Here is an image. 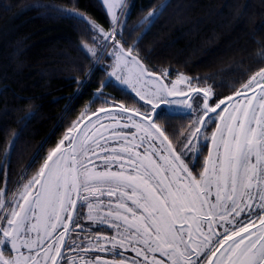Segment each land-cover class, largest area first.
<instances>
[{"label":"snow or ice","instance_id":"obj_1","mask_svg":"<svg viewBox=\"0 0 264 264\" xmlns=\"http://www.w3.org/2000/svg\"><path fill=\"white\" fill-rule=\"evenodd\" d=\"M104 5L108 31L79 12L57 11L84 23L93 43L98 36L105 47L114 41L111 75L150 108H99L95 122L68 129L10 199L0 190V264H264V66L226 98L211 87H193L183 74L164 83L167 71L158 76L124 45L126 19L118 15L124 0ZM166 7L149 11L145 21L154 22ZM81 50L96 55L93 47ZM255 62L264 64V52ZM169 97L180 98L192 121L171 136L156 122L174 118L162 107L176 102ZM194 111L200 114L192 119ZM209 121L215 125L204 137L210 148L200 143ZM16 139L13 134L10 147ZM81 217L97 225L94 240L85 237L87 246L68 239L83 227ZM105 225L115 235H104ZM91 251L113 258L89 257ZM125 251L135 256L124 257Z\"/></svg>","mask_w":264,"mask_h":264},{"label":"trees","instance_id":"obj_2","mask_svg":"<svg viewBox=\"0 0 264 264\" xmlns=\"http://www.w3.org/2000/svg\"><path fill=\"white\" fill-rule=\"evenodd\" d=\"M165 3L154 22L145 21ZM58 8L109 30L101 0H0V188L7 191L42 166L74 123L82 126L101 107L141 106L107 79L106 53L95 64L103 38L93 43L88 27L63 18ZM120 17L126 19L125 47L151 71H167V79L183 74L219 98L264 66L255 62L264 52V0H127ZM81 45L96 55H86ZM173 117L156 121L170 136L192 122L185 113Z\"/></svg>","mask_w":264,"mask_h":264},{"label":"rangeland","instance_id":"obj_3","mask_svg":"<svg viewBox=\"0 0 264 264\" xmlns=\"http://www.w3.org/2000/svg\"><path fill=\"white\" fill-rule=\"evenodd\" d=\"M102 1V0H101ZM124 2H125V0H124ZM126 4V3H125ZM125 4H124V7H125ZM124 7L122 8V11H123V9H124ZM104 8L106 9V5H104ZM120 11H121V9L118 11V15H120L121 16V14H122V12L120 13ZM109 17V16H108ZM109 19H110V17H109ZM114 43V42H113ZM113 43H111V41H109V42H107V47H105V50H104V52H103V54L99 57V55H100V53H99V55L97 56V58H96V61H97V59H101V57L105 54V56H108L109 57V60L107 61V64H108V66H107V79H111L114 83H116V84H118V85H120V86H122L123 88H125V89H127V90H129L130 92H132L134 95H135V93L130 89V88H128V87H126L125 85H123V84H121L120 83V81H118L117 79H116V77L115 76H112L111 75V73L113 72V67H114V64H115V56L113 55V47H112V44ZM104 48V45H103V47H102V49ZM134 54V53H133ZM135 55V54H134ZM99 57V58H98ZM99 60L97 61V62H99ZM95 61V63H97ZM147 67V66H146ZM148 68V67H147ZM149 69V68H148ZM150 70V69H149ZM151 71V70H150ZM119 74V73H118ZM158 76L159 75H161V74H159V73H156ZM180 75V74H179ZM179 75H177V76H175V77H173V78H171V79H167L166 77H163V80H164V83H167V84H171V82L172 81H175L177 78H178V76ZM185 76V75H184ZM192 86H193V84H192ZM149 87H151V85H149ZM181 87H185L186 88V85H181ZM193 87H195V86H193ZM205 88H207V87H205ZM136 96V95H135ZM137 97V96H136ZM137 99L139 100V97H137ZM169 100H175L176 102L174 103V104H172V105H167L168 106V108L169 109H171L172 111H183V107H182V105H180V103H179V100H180V98H173V97H169L168 98ZM139 102L141 103V105H143V107H141L140 105H131V106H129L130 108H133V107H135V108H140V110L141 111H145V110H147V109H149L150 108V106L149 105H147V104H144V102L143 101H140L139 100ZM200 113H197V112H193V116H192V119H195L198 115H199ZM100 116H101V122L102 123H109V121H107L106 119H104V114L103 113H100ZM80 117V116H79ZM78 117V118H79ZM93 122H95L96 121V116H92L91 118H90ZM75 120H77V119H75ZM74 120V121H75ZM88 121H86L85 123H87ZM218 122V121H217ZM211 121H209L208 122V124H207V126H206V128L208 127V126H210L211 127V131H210V133H209V135H208V137H210L211 136V133H212V131H214L215 130V125H211ZM134 131V130H133ZM67 132H68V130H67ZM67 134V133H66ZM65 134V135H66ZM107 135V134H106ZM64 138V137H63ZM60 140H62V138L60 139ZM201 140V139H200ZM208 142H209V148L211 147V143H210V140H207ZM65 143H67V142H65ZM94 165H100L101 166V168H102V160H100V159H96V158H94ZM41 167V166H40ZM39 167V168H40ZM39 168H37L36 170H32L31 171V173H30V175H28V176H26V179H22L21 181L20 180H17L16 181V183H15V185L9 190V191H7V188L5 189V200L7 201V199H9L10 198V196L17 190V188H18V185H21V184H23V183H26V180L27 179H30L38 170H39ZM113 170H116L115 168H113ZM20 181V182H19ZM4 190V189H3ZM5 256H7L8 254L9 255H11V253L10 252H8V251H5Z\"/></svg>","mask_w":264,"mask_h":264},{"label":"flooded vegetation","instance_id":"obj_4","mask_svg":"<svg viewBox=\"0 0 264 264\" xmlns=\"http://www.w3.org/2000/svg\"><path fill=\"white\" fill-rule=\"evenodd\" d=\"M162 107L166 108L164 105H162ZM211 125L213 126L214 124L211 123ZM210 131H211V127L208 126L206 128V130H204L202 132V135H201V138H200L201 139L200 140V143L201 144L207 143L209 145V142L206 141L204 139V137L205 136L208 137ZM174 146L176 148H178V149L181 147L180 144L179 145H175L174 144ZM207 151H208L207 148L203 149V152H202V155H201L203 158L201 157L202 159L200 158V161H199L201 167H198V168L195 169L194 175H198L199 171L202 169L203 160H204V157L207 155ZM186 155H187V153H186ZM3 189H4V192H5V186H3L2 188H0V190H3ZM11 197H12V195L10 196V198ZM103 199L105 201H107L108 197H103ZM87 212H88V209L85 207L83 209L84 216H86ZM79 222L83 225V227L81 229H75L74 228L73 232L69 233L68 239H69V242H71L72 239H75L77 244H81V242H83V244L85 246H87L88 245V239H93L94 240V237H95V233H94V230L95 229L94 228H96L97 225H95L92 222L88 221L84 217H81L80 220H79ZM101 227H102V231H103V234L104 235H108V236L115 235V230L114 229H109L106 225L105 226H101ZM85 237H87L88 239H85ZM66 255H73V253L66 252ZM96 255H99L103 259H112L113 258V255H112L111 252H96V251H91V252L88 253V256L89 257H95ZM134 256H135V253H133L131 251H125L124 252V257L131 258V257H134Z\"/></svg>","mask_w":264,"mask_h":264},{"label":"water","instance_id":"obj_5","mask_svg":"<svg viewBox=\"0 0 264 264\" xmlns=\"http://www.w3.org/2000/svg\"><path fill=\"white\" fill-rule=\"evenodd\" d=\"M127 2V0H125V2H124V4ZM122 12V9H121V11H120V13ZM104 50H105V46H104V48L101 50V52H100V55H99V57L103 54V52H104ZM98 57V58H99ZM99 59H97V61H98ZM96 61V62H97ZM96 64V63H95ZM167 109H169L168 108V106L167 105H164ZM177 113H185L184 111H172V114H177Z\"/></svg>","mask_w":264,"mask_h":264}]
</instances>
